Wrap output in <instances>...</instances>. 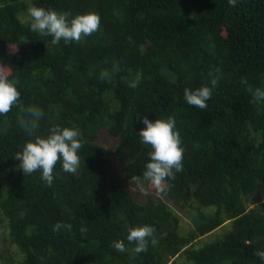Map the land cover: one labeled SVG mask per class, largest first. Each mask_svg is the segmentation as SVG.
<instances>
[{
	"label": "trees",
	"instance_id": "obj_1",
	"mask_svg": "<svg viewBox=\"0 0 264 264\" xmlns=\"http://www.w3.org/2000/svg\"><path fill=\"white\" fill-rule=\"evenodd\" d=\"M31 5L96 12L101 24L53 44L31 30ZM0 73L21 92L0 114V226L18 253L0 264H264V103L250 91L264 87V0H0ZM204 85L207 108L189 105L184 89ZM30 106L43 112L31 136ZM144 116H174L184 155L163 190L142 181V202L118 176L138 186ZM54 126L78 128L84 143L79 170L57 162L49 186L15 155ZM144 224L157 243L136 253L128 228Z\"/></svg>",
	"mask_w": 264,
	"mask_h": 264
},
{
	"label": "clouds",
	"instance_id": "obj_2",
	"mask_svg": "<svg viewBox=\"0 0 264 264\" xmlns=\"http://www.w3.org/2000/svg\"><path fill=\"white\" fill-rule=\"evenodd\" d=\"M228 2L235 5L237 0H228ZM27 14L31 18V30L43 36H51L53 44H58L61 40L66 44L80 41L96 32L101 24V16L96 12L77 14L69 19V13L31 5L27 9ZM138 83L137 78L129 81L128 86L135 88ZM211 84L214 87L217 79H213ZM250 91L254 102L264 103V87H257ZM211 96L212 88L207 85L184 89L186 102L200 109L207 108ZM20 98L21 92L16 84L7 75L0 73V114L8 113L13 106L20 103ZM26 111L29 118L21 123L31 136L43 112L36 106H30ZM139 119L145 125L138 132L141 142L150 145L151 151L148 153L149 160L145 164L142 176H135L133 179L141 191H144L142 181H147L157 189L163 190L167 181L174 179L176 172L181 171L183 167L184 148L175 117L167 116L155 121L148 116ZM83 143V137L78 128L54 126L47 136L36 135L34 139L26 142L15 157L20 161L18 167L25 175L39 171L41 179L51 186L54 182V166L57 162H60L65 172L76 173L79 170L81 164L79 151ZM61 229L70 231L72 225L58 222L53 227L54 231ZM84 231L86 229L82 227L81 232ZM153 234L154 227L144 224L129 227L126 239L134 243L133 250L140 253L147 250L149 243L153 245L157 243ZM112 246L120 251L125 250V244L120 240L114 241ZM256 255L264 261V250H258Z\"/></svg>",
	"mask_w": 264,
	"mask_h": 264
},
{
	"label": "rangeland",
	"instance_id": "obj_3",
	"mask_svg": "<svg viewBox=\"0 0 264 264\" xmlns=\"http://www.w3.org/2000/svg\"><path fill=\"white\" fill-rule=\"evenodd\" d=\"M26 19H30V17L27 15ZM118 178H119V182L121 183V185H123L124 188H125V186H126V188H130L131 191L133 193H135V195L137 196V198L139 199V201L144 202L146 200V197H144L143 194L138 193V192L141 191V189L138 186L128 184L126 182V180L123 179V175H119ZM127 184H128V186H127ZM176 210L180 213V215L183 218V229H184V231L188 230L192 226L191 220L188 217H186L184 215V213H182V211L180 209H177L176 208ZM228 224L229 223H226L227 226H228ZM5 231L6 230L3 229V227L0 226V256H7V257H9L10 255H12V256H18V253L16 252V249L14 247H10L8 244H7V246H5L6 245L5 242H4V239L6 238ZM218 237H219V232L216 231L214 233L209 234L206 237H203L202 239H203V241H209L211 239H213V240L214 239H217ZM179 259H180V257L176 256V258H174V259L171 260V263L174 260H179ZM171 263H169V264H171Z\"/></svg>",
	"mask_w": 264,
	"mask_h": 264
}]
</instances>
